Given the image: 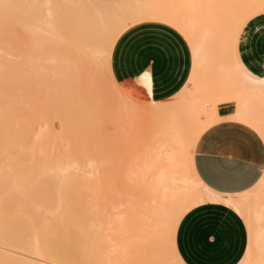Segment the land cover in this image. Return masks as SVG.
I'll use <instances>...</instances> for the list:
<instances>
[{"label":"bare ground","instance_id":"6f19581e","mask_svg":"<svg viewBox=\"0 0 264 264\" xmlns=\"http://www.w3.org/2000/svg\"><path fill=\"white\" fill-rule=\"evenodd\" d=\"M230 1L214 15L203 10L212 0H0V264H183L176 227L204 204L243 221L237 264H264V170L230 195L193 167L197 140L221 121L264 145V76L232 33L236 18L257 14ZM149 23L177 32L191 56L186 84L164 99L148 71L119 83L111 70L118 39ZM223 104L233 112L219 117Z\"/></svg>","mask_w":264,"mask_h":264},{"label":"crops","instance_id":"0c3cea01","mask_svg":"<svg viewBox=\"0 0 264 264\" xmlns=\"http://www.w3.org/2000/svg\"><path fill=\"white\" fill-rule=\"evenodd\" d=\"M239 52L242 62L264 76V15L247 23L240 36ZM111 70L119 83L148 71L154 98L164 99L186 84L190 51L184 39L169 27L141 24L116 42ZM231 106L219 105L218 116L232 114ZM203 109L206 117L208 112ZM193 167L209 189L221 194H239L251 189L260 179L264 170V145L248 127L221 121L197 140ZM174 243L183 264H237L245 252L247 234L243 221L233 210L219 204H204L180 219Z\"/></svg>","mask_w":264,"mask_h":264},{"label":"rangeland","instance_id":"374dc122","mask_svg":"<svg viewBox=\"0 0 264 264\" xmlns=\"http://www.w3.org/2000/svg\"><path fill=\"white\" fill-rule=\"evenodd\" d=\"M240 1H241V2H240ZM244 1H245L246 3H249L248 6H250V7H249V8L251 9L250 11L256 12L257 15H255V16L258 17V16L261 14V11L258 12L257 10L260 9L259 7H260V5L264 2L263 0H262V1H263L262 3H259V2H261V1H258V0H257V1H256V0H255V1H254V0H252V1H251V0H232V1H230L229 3H227V4H231V2H232V4L230 5V8L232 7L231 9H233V7L235 6L236 8L240 9V11H241V10H242L241 8H243V7L239 8V6H240V5L246 6V4H245ZM239 2H240V5H239ZM224 3H225V2H224ZM224 3L222 2V0H219V1H217V0H216V1H215V0H212L211 3H210V2L207 3V4H208V8L205 7V8H203V10H204V12H205V11L208 12V13L211 12V14L214 13V15H215V14H216L215 11H216V9L219 7V6H217V5L219 4L220 6H222V5L224 6V5H226V4H224ZM198 4H200L199 6H201V4H206V3H205V2L203 3L202 1H201V2L198 1ZM214 4H215V5H214ZM233 4H234V5H233ZM244 4H245V5H244ZM210 5H212V9H211V6H210ZM214 6H215L216 8H214ZM237 6H238V7H237ZM209 7H210V8H209ZM253 7H256L257 9H256V8H253ZM258 8H259V9H258ZM199 10H200V7H199ZM234 10H235V8H234ZM243 10H247V8H245V9L243 8ZM217 11L220 12L221 9L218 8ZM237 11H239V10H237ZM200 12H201V10H200ZM206 12H205V13H206ZM241 12H242V11H241ZM246 13H247V12H246ZM250 13H251V12H249L248 14H250ZM239 14H240V12H239ZM242 14H243V12H242ZM214 15H213V16H214ZM240 15H241V14H240ZM261 15L263 16V14H261ZM217 18H218V17H217ZM203 19H208V20L211 19V20H215V19H212L211 17H203ZM221 19H222V18H221ZM13 33H14V32H13ZM13 33H12V34H13ZM13 35H14V36H19V37L21 36L20 41H19V42L17 41L19 44L22 45V44H24V43L27 42V40L25 39V36H26V35H25L24 33H22V32L16 33V32H15ZM22 36H23V37H22ZM21 40H24V41H21ZM21 50L24 51V49H21ZM50 51H52V49H50ZM190 71H191V56H190ZM190 71H189V73H190ZM196 78H197V79L199 78V73L197 74ZM197 79H196V80H197ZM129 106H130V105H129ZM132 107H134V106H132ZM132 107H131L132 110H131V109H130V110L133 111V112L131 113L130 110H129L130 116L128 115V117H131V116H134V115H135L134 113H135V110H136V109H135V107H134V108H132ZM196 107H197L198 110L201 112V117H203V116L205 115V112H204L203 107H202L200 104H197ZM129 108H130V107H129ZM134 109H135V110H134ZM136 111H137V110H136ZM136 113H137L136 115H138L139 112L137 111ZM127 114H128V113H127ZM131 114H132V115H131ZM136 115H135V116H136ZM207 115H208V113H207ZM133 118H134V117H133ZM110 130H111V128L109 127V128H108V131H110ZM106 131H107V130H106Z\"/></svg>","mask_w":264,"mask_h":264},{"label":"snow or ice","instance_id":"6c2138e0","mask_svg":"<svg viewBox=\"0 0 264 264\" xmlns=\"http://www.w3.org/2000/svg\"><path fill=\"white\" fill-rule=\"evenodd\" d=\"M260 11H261V14H264V3L260 5ZM251 18L252 17L248 15H242L236 18V20L233 22V25H232L233 36H236L237 34H242L244 28L246 27L248 21ZM164 22L167 23V21H164ZM233 64H234V70L239 76H241L244 79L251 78L250 75L246 72V70L241 67L240 61L235 59L234 57H233ZM260 83L264 84V80L260 81ZM146 87H149V94H150V86H146Z\"/></svg>","mask_w":264,"mask_h":264}]
</instances>
